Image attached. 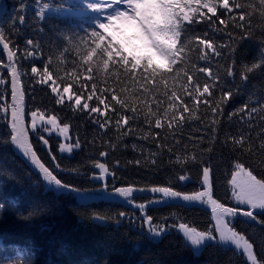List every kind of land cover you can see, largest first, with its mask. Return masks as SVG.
I'll return each instance as SVG.
<instances>
[{"label": "trees", "instance_id": "1", "mask_svg": "<svg viewBox=\"0 0 264 264\" xmlns=\"http://www.w3.org/2000/svg\"><path fill=\"white\" fill-rule=\"evenodd\" d=\"M43 2L55 4L60 11L48 9L40 19L36 15L40 6L37 0H0V29L10 38L9 47L17 52L22 73L30 74L32 66L42 69L44 63L51 59L49 71L52 80L48 84H36L29 75L21 77L25 89V123L30 126V111L40 109L48 110L50 115H58L61 125L69 124L67 140L55 130L51 134L41 133L49 140L47 147L36 135L29 134L34 149L46 166L53 163L48 153V148H51L57 157L55 163L64 169L60 172L64 181L80 189H99L104 182L93 179V174L99 171L93 167V162L99 160L109 165L113 173L106 180L110 189L113 186L150 188L171 184L178 191L190 193L201 189L202 168L210 165L214 196L223 203L234 205L228 181L238 161L255 169L254 174L258 178L264 176V151L259 148L264 141V136L260 135L264 133V111H261L264 108V65L248 73L246 80L240 79L242 66H251L261 59L264 47V5H261V0H236L244 6L242 10L233 8L229 15L218 9V19L213 17L212 22H184L182 38L191 39L198 35L203 39L207 34L214 46L220 49V56L211 49H203L196 41L191 50L178 49L179 37L169 34L167 25L171 17L167 9H180L187 0H145L143 14L149 24L155 26L157 34L152 33L154 40L142 38L141 33L130 31L112 17L102 24L104 35L100 36L96 47L107 39L111 49L106 51L104 67L107 68L108 61L115 55L121 57L125 64L131 59L133 67L143 64L155 74L153 77L142 76L140 69L125 73L119 62L115 65L110 62L108 69L99 72L87 71L77 48L65 37L68 32H81L90 27L91 14L79 17L67 12L66 9L75 5L77 0H40ZM22 4L25 5L23 11L20 10ZM147 11L149 15L145 14ZM206 11L201 9L202 13ZM207 15L211 16V13ZM241 15L245 16L243 21L239 19ZM21 16L23 23L19 20ZM220 20L226 22L221 24ZM240 24L248 31L242 32L235 26ZM28 39L39 43L38 51L31 58L22 55ZM197 49H203L209 59L200 60L201 53ZM28 50L33 51L31 48ZM94 51H88L84 60L92 61ZM233 61L235 75L228 77L226 70ZM7 63V52L0 43V76L6 80L0 84V93H5V101L11 104L10 83L7 82L10 76L2 67ZM193 67L207 68L213 75L218 73L223 82L238 93L224 106V116L218 118L221 123L217 138L211 143L207 127L215 118L199 101L194 111L201 119L185 120L180 128H176L173 122L171 129L153 127L150 130L144 122V112L151 109L163 115L165 109L171 107V96H183V84L187 82L185 73L193 80L198 78L201 84L212 82L208 73L196 72L194 75ZM61 81L71 83L73 91L78 90L77 94L83 92L82 103L92 95L93 99L88 101L90 106L104 110L102 104H97L96 97L101 96L109 102L111 95H116L113 103L135 107L140 118L119 129L113 118L107 128H101L93 123L95 114L72 110L67 103H54L55 96L49 85L62 91ZM216 83H221L220 78ZM93 87L97 91L93 92ZM99 89H104L106 95H102ZM218 96L219 92L214 98ZM187 103L191 105L192 101ZM245 106L257 109L252 115L251 127L238 116L228 119L229 114ZM111 108L110 104L109 109L104 110L105 115ZM205 111H208L207 116L203 115ZM124 115L130 117L132 112L125 110ZM238 129L245 136L251 135L252 152L248 151V146L241 152L225 143L226 136L236 135ZM76 139L81 142L80 148L71 153L59 150L60 143H74ZM169 147H172V153L168 151ZM101 151L107 155L100 157ZM178 155L182 160L196 156L201 163L189 160L182 169L181 165L174 163ZM185 173L191 177L190 180L181 182L176 179ZM0 182H3L0 201L7 202L6 209L0 214V264H248L234 247L209 243L197 254L186 241L178 230L180 223H188L198 231L215 224L211 209L204 204L178 200L147 203L159 198V194L148 191L134 192L132 204L126 203L122 197L82 203L74 193L53 190L11 143L9 122L3 112H0ZM139 203H146V215L154 218V224L164 227L166 232L163 231L160 237H150L144 214L134 206ZM121 212L127 215L121 217ZM257 213L264 219V212ZM233 224L238 231L251 237L258 258H264V244L261 243L264 241V225L246 217H237Z\"/></svg>", "mask_w": 264, "mask_h": 264}, {"label": "snow or ice", "instance_id": "2", "mask_svg": "<svg viewBox=\"0 0 264 264\" xmlns=\"http://www.w3.org/2000/svg\"><path fill=\"white\" fill-rule=\"evenodd\" d=\"M40 4L36 15L43 19L46 10L52 9L54 11H60V7H57L53 3L43 2L37 0ZM127 4L130 11L122 10V6ZM261 5H264V0H261ZM25 5L22 4L21 11L24 10ZM62 7V6H61ZM243 5L237 3L236 0H187V3H183L180 9L173 10V8H168L167 12L171 17V22L167 25L169 34H176L179 37L178 49H189L191 50V45L194 41L198 42L199 45L203 46V49H211L215 55L220 56L221 51L218 47L214 46L213 42L208 38L207 34H204V38L201 39L200 36H194L191 39L182 38L181 32L185 31V24H195L200 22V20H205L206 22H212L213 17H217V10L222 9L223 12L232 13L233 8L243 9ZM186 9H188L186 11ZM201 9H206V13H202ZM132 0H77V3L68 9L67 12L74 16L84 17L86 14H91L90 27L81 32H68L66 39L69 43L73 44L78 51V55L81 57L83 65H87V71H101L109 68L110 62L115 65L119 62L120 66L124 69L125 73H134L135 70L140 69L141 75H147L148 77H153L155 74L150 73L142 64L138 67H133L131 59L125 64L121 57H116L108 61L107 68L104 67V61L107 60L106 51H110L108 40L106 39L100 47H96V43L100 36L104 35L102 24L107 23L109 19L113 16H118L122 13H132L133 12ZM207 13H211L208 16ZM23 17H19L21 23H23ZM241 21L245 19L244 15L239 17ZM225 20H220L221 24H224ZM240 27L242 32H247L248 29L243 25H235ZM14 27V25H13ZM220 29H216L219 31ZM251 33H249L250 35ZM110 39V38H109ZM0 43L3 44V49L7 52L8 63L2 65L3 68L7 69L10 76V95L11 104H8L5 99V93H0V112L5 114L6 119H8L10 126V141L11 143L20 150L25 158H27L31 165L42 174L44 181L47 182V186H52L55 191H65L74 193L82 203H87L93 200H111L114 197H122L125 199L126 203H133L134 192L148 191L153 194H159L158 199H153L147 203H161L168 200H179L188 202L190 204L200 203L211 208L212 218L215 221L213 227L208 228L203 231H198L196 227L190 226L188 223H180L178 225V230L183 234L186 241L190 242L193 248L199 249L201 245H204L208 241H215L224 244H231L238 251L239 254L243 255L248 264H264V258H258L257 253L254 248V241L243 231H238L233 224V221L237 216L246 217L251 221H255L260 225H264V219H261L257 213V210L264 212V176L258 178L254 174L255 169L251 167H246L245 163L237 162L234 165V170L231 172V179L228 181L231 187V197L230 199L235 202V206H228L226 203L221 202L219 199L214 197L213 185L211 181V166H205L202 168L201 178H200V188L201 190L192 191L190 193H185L176 190L171 184L168 186H158L154 185L150 188H136L133 185H127L122 187H111L109 188L106 183L107 177L113 175L110 172L109 165L105 162H100L96 160L93 162V167L98 169V174H93V179L103 181L99 189L87 190L77 188L68 182L64 181L60 176V172L64 171L60 167L59 163H55L57 157L52 154V150L49 147L48 153L51 157L53 163L46 166V162H42V158L38 155L37 151L34 149V144L30 140L29 134L32 133L38 137L44 146L49 145V140L45 138L41 133L51 134L54 130L62 135L65 140L68 139L69 124L63 123L61 125L60 118L58 115L48 114V110H31L30 111V126H26V110H25V89L22 86L21 77L24 75H29V78L33 80L36 84H48L52 80V74L49 71L51 64V59L44 63L43 68H38L32 66L30 74L22 73L18 67L20 61L17 56V52L10 49L9 45L11 40L9 37L4 35L2 29H0ZM264 44V41H262ZM231 48V45H229ZM31 48L33 51H29ZM39 43L32 39L26 41V47L22 55L25 58L34 57L35 51H38ZM95 50L92 61H85L84 57L90 50ZM203 49H197L200 51V60L209 59L208 54L203 51ZM183 53V52H182ZM261 59L259 63H252L251 66H242V71L240 79L246 80L248 73L253 72L256 68L264 65V47L261 49L260 53ZM118 58V60H117ZM183 59V56H181ZM187 67V65H184ZM193 74L196 72L208 73L212 82H204L201 84L200 80L197 78L193 80L192 76H188L185 73L187 82L183 84V96H178L177 94L169 98V104L171 107L165 109L163 115H158L157 111H152L151 109L144 112V122L148 125L151 130L153 127L155 129H164L173 127V122H175V127H182L185 120L201 119L197 117L194 109L196 108V102L199 101L206 110H210L211 115L215 118L211 121V124L207 127V131L211 133L210 143L214 142L217 138L216 134L219 130V125L221 123L219 117L224 116V106L228 103L229 99L238 93L235 92L232 86H228L223 82V78L219 77V74L213 75L209 73L207 68L196 69L193 67ZM179 72V68L177 69ZM226 75L228 77H234L235 68L234 61L233 64L228 66L226 70ZM77 79L79 74H76ZM220 78L221 83L217 84L216 79ZM6 83L4 77L0 76V84ZM63 83L62 91L58 87L51 86V92L54 94V103L57 105L68 104L72 110L85 112L87 111L90 115L95 114L93 118V123L99 125L101 128H107L109 126V120L115 119V126L117 129L127 126L130 122L138 120L140 118V112L137 111L135 107L129 108L128 105L122 103H113L115 101L116 95H111L110 101L105 102V100L98 96L96 97V102L98 105L102 104L103 109H109L110 104L112 106L111 111L105 115L104 110L99 106L92 107L88 101L93 99L92 95H88L84 102L82 103L83 92L77 94V91H73V85L69 82L61 81ZM8 89L6 88L5 92ZM93 92L97 91L95 87L92 89ZM102 95H106L104 89H99ZM217 92H219L218 98L216 97ZM192 101L189 105L187 101ZM247 108V115L245 116V111ZM125 110L132 112V116H125ZM264 111V108L261 109ZM257 112L254 107H241L237 109L234 113L228 115V119L231 120L233 116H238L241 118L242 122L252 126V115ZM10 113V117H9ZM188 115L185 116L184 114ZM208 115V111L203 114ZM163 118V120H162ZM130 134V133H125ZM264 136V133L260 134ZM147 138V137H145ZM155 139V137H152ZM251 135L245 136L241 130L238 129L236 135H228L225 138V143H230L234 149L244 152L245 146H248V151L252 152L254 150L251 144ZM178 143V142H177ZM81 142L76 139L74 143H60L59 150L61 152L71 153L74 149L80 148ZM135 148V145L133 146ZM261 151H264V141L259 145ZM168 151L172 153V147H169ZM106 152L101 151L99 153L100 157H105ZM190 160L191 163H201L196 156L185 157L183 160L178 155L175 160V164L181 165L183 169L184 165ZM136 163H139L138 161ZM155 163V161H153ZM76 171V169H73ZM181 182L190 180L191 177L188 174H180L176 177ZM3 182H0V192H2ZM6 200L0 201V214L6 209ZM139 211L144 214L143 219L148 225L147 231L151 236H160L164 227L161 225H156L153 223L154 218L152 216L146 215V203H139L134 205ZM127 213L121 212L119 216H126ZM218 234V237L217 235ZM264 244V241L261 242Z\"/></svg>", "mask_w": 264, "mask_h": 264}, {"label": "rangeland", "instance_id": "3", "mask_svg": "<svg viewBox=\"0 0 264 264\" xmlns=\"http://www.w3.org/2000/svg\"><path fill=\"white\" fill-rule=\"evenodd\" d=\"M132 3H133V12L132 13H122L124 15V21H125V24L126 25H129L131 24L132 26L134 27H137L135 22L133 20L135 19H141L144 21V25L146 27V29L148 28H151V32L150 33H153V34H157L156 33V29H155V26L154 25H150L149 22H148V19H147V16H144L143 14V11L145 9L144 7V0H132ZM144 7V8H143ZM122 10H126V11H130V9L128 8L127 4L125 3L123 6H122ZM149 11H147L145 14L149 15ZM144 17L147 19V22L144 20ZM148 26V27H147ZM147 29V31H148ZM141 37L143 38V36L149 40V38L144 35L143 33L140 34ZM152 40H154V38L152 37ZM100 181V180H99ZM212 181V179H211ZM201 190V189H200ZM215 197V196H214ZM216 198V197H215ZM168 201H171V200H168ZM179 201V200H178ZM167 202V201H166ZM166 202H161V203H166ZM222 202V201H221ZM228 205V204H227ZM207 206V205H206ZM228 206H235V202H234V205H228ZM208 208H210V206H207ZM211 209V208H210ZM257 212H260L259 210H257ZM237 217H240V216H237ZM236 217V218H237ZM235 218V219H236ZM235 221V220H234ZM166 231H164L165 233ZM217 237H218V234H216ZM161 236V235H160ZM158 236V237H160ZM209 243H220V242H215V241H208L206 242L204 245H201L199 249H196V248H193L195 253L199 254L201 253V251L205 248V246ZM222 245H224L225 247H234L232 246L231 244H224V243H221ZM193 247V246H192Z\"/></svg>", "mask_w": 264, "mask_h": 264}, {"label": "clouds", "instance_id": "4", "mask_svg": "<svg viewBox=\"0 0 264 264\" xmlns=\"http://www.w3.org/2000/svg\"><path fill=\"white\" fill-rule=\"evenodd\" d=\"M161 64H163L164 62L163 61H160Z\"/></svg>", "mask_w": 264, "mask_h": 264}]
</instances>
